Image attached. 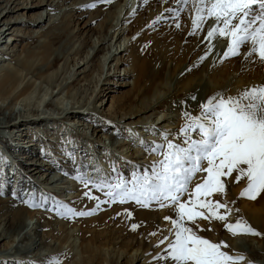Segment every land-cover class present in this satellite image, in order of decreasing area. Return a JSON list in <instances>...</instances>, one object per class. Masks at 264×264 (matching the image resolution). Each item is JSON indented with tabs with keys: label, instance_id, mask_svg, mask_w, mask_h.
<instances>
[{
	"label": "rangeland",
	"instance_id": "1",
	"mask_svg": "<svg viewBox=\"0 0 264 264\" xmlns=\"http://www.w3.org/2000/svg\"><path fill=\"white\" fill-rule=\"evenodd\" d=\"M50 1L40 2V6L43 7L40 8L41 12L47 19L35 26L32 25L30 19L31 14L36 11L34 6L38 5L39 0H15V3H11V8L14 7L11 14H6V10L1 9L5 2H0V26L10 27L2 38L0 37V68L14 65L18 61L17 58L21 56V50L26 46L36 47L49 35L50 37L61 35L60 41L56 45L53 44L54 47L59 46L53 51V54L61 59L58 62V75L53 79L52 85L35 78L36 87L30 96L29 105H34L39 109L38 115L34 116L39 117L43 115L44 111L48 119L40 124V118L35 119L29 113L24 126L19 128L15 127V124L0 126V197H9V200L14 202L6 205L1 204L0 226H3L4 215L16 207L18 202H22L26 203V208L30 211V214L24 217L28 229L31 224L36 223L35 225L39 226L37 228L39 234H45L44 237L51 244L56 243L58 237L67 233L68 236L62 242V249L44 256H36L34 250L25 253L13 251L9 248H13L17 243V236H11L14 241L9 237L8 243L10 244L8 245H5L7 238L3 237L0 239V264H51L55 260L67 262V264H73V261L81 264H173L171 261L155 259L157 256L165 255L166 243L162 244L164 247L161 250L156 251L152 246H149L147 231L152 223L145 213V217L140 218L135 212L130 211L132 215L131 218H128L124 215L125 211L108 213L107 207L113 204H101L98 210H101L102 214L97 210L98 216L96 213L88 215V217H95V225H97L95 231H91L88 236L100 246L92 252L91 256L87 252L81 253L79 249L75 248L78 243L77 229L74 226L75 216L67 210L90 211L96 205V201L89 203L87 200L77 197V190L84 184L82 179L94 181L95 178H100V181L107 180L109 184H115L121 179L130 182L134 176L145 172L138 171L133 167L135 163L142 161V154L137 153L138 148L164 143L165 132L169 134V140L176 143L182 142L176 140L174 135L172 136L178 129L173 128L171 131H167L160 125H155V121L162 118L164 110H156L150 115L141 113L138 115L139 117L124 120L123 110L119 108L115 112L113 101L118 98L123 100L132 87L133 74L128 57L132 50L129 41L133 34L126 33V29L129 25L131 26V23H134V19L139 17V14H141V21L145 22L144 14L151 6H155L156 10L163 7V10L159 12L163 18L155 21L151 28L144 27L143 30L150 29L157 36L161 34L159 29H162V33L164 30H169L165 33L168 34V38L166 39L165 35H162V39L157 45L152 46V51L155 48L163 52L168 46L172 49L175 48L176 44L172 39L179 35L178 38L181 40L179 49H176L173 56L171 54L168 59L163 58V60L166 63L171 61L177 69L192 64L196 60L201 61V53L204 51L203 48L200 49L202 45H197L198 42L192 43L195 34L181 35L179 28L172 31L174 26L181 24L186 13L185 10L190 6L192 0H188L187 3H178L177 0H146L143 9L136 8V1L140 0H123L120 5H117V1L122 0H115L111 4L103 3L104 0H52L48 5ZM21 3L27 7H21ZM92 4H95V7H87ZM126 4L130 7L127 13L123 14ZM15 17L17 20L14 21ZM7 19L11 20L9 25H5L4 20L7 21ZM105 23H109L110 27H107L109 35L103 45L105 48L110 47L111 51L115 47L122 49L121 53L116 54L113 58L107 49L105 50L106 54L100 50L96 51L98 32ZM212 23V21L206 23L208 28ZM113 33L121 34L117 41H115V35L112 37ZM212 41L211 45L215 47L212 48L211 54L207 56V59L202 60L205 61V64L202 63L197 67L199 74L203 77L202 83L198 89L194 88L195 90L189 92L186 98L188 104L195 105L191 114L193 116L200 114V105L205 102L206 92L212 96L218 94L225 97L237 96L246 88L264 85V62H261L255 55L245 59V53L248 51L247 45L241 48L240 55L223 60L222 52L226 50L227 41L218 38H213ZM127 45H129L128 48ZM61 48H63L62 51ZM209 48L205 53H208ZM199 50L202 52L199 53ZM75 51L79 52L76 54ZM161 60L162 58H153L152 68H156ZM62 62L66 63L65 66L64 64L62 66L64 68L61 67ZM39 68L43 69V67ZM54 75L55 72L51 74V76ZM165 75L167 83L172 84L175 79L172 73L166 71ZM176 83L177 81L174 84L176 85ZM38 87L41 88L38 90ZM96 91H100L101 96L94 98ZM150 92L161 98L167 92V85L164 88H152ZM132 97L135 98V96ZM192 97H196V99H192ZM43 98L45 101L50 100L46 107H43ZM135 99L133 105H141L142 98ZM153 99L151 98V100ZM122 102H125L122 103L123 106L130 103L128 100ZM172 102L174 101L172 100ZM13 106L15 109L21 108L23 103L18 101ZM166 107L164 105V108ZM75 110L79 112L71 113ZM138 118L143 123H137L136 119ZM173 121V126L179 124V121ZM108 135L113 138H108ZM192 135L194 138H198L194 133ZM161 158L159 157L158 160ZM28 168L32 169L31 172H28ZM150 171L151 167L148 166L146 172L150 173ZM28 173L32 176L26 177L25 175ZM55 174L63 177L50 183L48 178ZM203 175L205 174L203 173ZM234 184V182L231 185L228 184L229 193L232 194V188L237 191L233 197L235 203H231L229 206L232 212L228 216L227 222L235 223L242 219L260 235L234 236L233 241L236 248L239 247V250L241 249L243 252L234 253L228 248L222 250L233 256L243 255L247 261L252 262L250 264H264V210L257 208L259 202L255 203L254 200L240 197V192L246 187V181H241L235 186ZM104 198L108 199L107 196L102 197V199ZM223 199L226 200L227 197L224 196ZM30 203L39 204L40 207H30ZM129 203L133 204L134 202ZM131 204L128 205L132 206ZM136 207L138 206L136 205ZM118 213L120 214L118 215ZM48 218L53 223L50 224L51 221ZM64 219L67 220V223L64 224L65 230L58 232V236L52 237L45 233L47 230H59V225L61 222V224L64 223ZM204 222H206L207 228H202L203 224H199V226L206 230V233L199 232V234L214 242L211 231L208 230V221ZM133 223H142L143 226L133 231L131 228ZM116 227L122 231L126 238L144 240L141 247L131 243L124 246L112 244L110 241L103 245L106 229ZM219 231L220 242L223 241L229 246L232 243L229 240L230 236L233 235L227 234L224 226L220 227ZM39 236L33 234V229H30V235L26 238L35 240V237L38 239ZM108 237L110 240V236ZM135 250L137 253L140 250H145L147 255L144 259L140 258L141 252L139 258L131 261ZM88 256L89 258H87ZM245 262L242 261L241 264H245Z\"/></svg>",
	"mask_w": 264,
	"mask_h": 264
},
{
	"label": "snow or ice",
	"instance_id": "2",
	"mask_svg": "<svg viewBox=\"0 0 264 264\" xmlns=\"http://www.w3.org/2000/svg\"><path fill=\"white\" fill-rule=\"evenodd\" d=\"M180 2L187 3L188 0ZM87 7H95V4ZM193 8L195 17L190 34L194 35L198 28L203 30L205 23L212 21L206 39L219 37L227 41L226 50L222 52L224 59L240 55L241 48L247 45L245 59L255 55L264 62V0H194ZM213 47L210 46L201 60L207 59ZM200 108L197 116L188 112L183 114L186 124L180 129L181 143L169 140L166 133L164 143L154 144L148 150L150 154L162 157L153 162L150 174L144 172L130 182L121 179L108 184L105 192L108 199L104 201L91 192L85 193L88 199L96 201L90 211H67L73 216L93 215L101 203L129 202L139 208H171L176 218L164 217L172 228L167 230L170 236L162 235L155 245L159 247L166 243L165 255L155 257L157 261L241 264L245 257L222 250L228 247L225 242H212L199 234L204 230L199 221H208L209 231L213 230V221H221L233 236L260 235L242 219L228 223L232 209L226 201L211 197L226 196L229 181L236 184L246 181V187L240 192L241 198L255 200L264 193V85L246 88L237 96L214 95ZM200 173L205 175L198 177ZM82 182L86 187L105 189V185L95 181L82 179ZM29 206L40 207L36 203ZM124 215L131 218L132 213L126 210ZM142 226V223H133L131 228L135 231Z\"/></svg>",
	"mask_w": 264,
	"mask_h": 264
},
{
	"label": "bare ground",
	"instance_id": "3",
	"mask_svg": "<svg viewBox=\"0 0 264 264\" xmlns=\"http://www.w3.org/2000/svg\"><path fill=\"white\" fill-rule=\"evenodd\" d=\"M10 1L11 0H0L1 3L5 2V5L1 9H5L6 14L7 13L11 14L14 8V7L11 8V3H13L15 0H13L12 2ZM42 1L43 0H39L38 5L34 6V9H36V11L31 14L30 20L32 21V25L34 26L37 24L40 25L39 23H41V21H43L44 19L45 20L47 19L46 16L42 14L41 9H40L42 7L40 6L41 5L40 2ZM51 1L49 2L48 5L51 4ZM114 1L115 0H104L103 3L111 4ZM144 1L146 0L136 1V8L143 9L144 4L146 3ZM177 2L179 3L180 1L177 0ZM22 3H21V7L23 8L24 6L27 7V5H22ZM122 3H123V0L120 2L117 1V5H120ZM193 3H194V0H192L190 6L185 10L186 13L184 15V18L181 21V24H179L180 25L179 33H181V35L183 34L188 35L193 30L192 20L195 17V10L193 8ZM129 7L130 5L126 4L123 14L127 13ZM25 10H27V8H25ZM160 10H163V7L157 10L155 9V6H151L150 8H148L144 14L145 18L143 17V19H145V22L141 21L142 18L139 12L138 13L139 17L135 18L134 23H131V26L129 25L127 27L126 33L129 32L133 34L129 41V45L130 47H132V50L130 51V54L128 57L130 69L133 74V79H132L131 91L129 93H126L127 95L124 96L123 100H128L130 103L127 106H123L122 103H125V102H122L123 101L121 100L122 98L115 99L113 102L116 108L115 112H117L119 108L123 110L124 120H131L135 117H139L138 115H140L141 113H148L150 115L151 113H154L156 110H159V109L164 110L165 112L162 114V118L160 120H156L155 125H160V127L165 128L167 131L169 130L171 131V129L173 128L178 129V131L176 133H173L172 136L174 135L176 140L181 142L183 139V135L180 132V129L186 124V118L184 117L183 114L185 112L192 114V112L194 111V106H195V105L188 104L186 102V98H187L188 93L191 92L194 88L198 89L200 87L203 77L202 75L199 74L197 67H199V65H201L202 63L205 64V61L203 62L202 60L201 61L196 60L192 64H187V66L186 65L182 66V68H179V69H177L171 61L166 63V61H164L163 58L168 59V56H171V54L173 56L176 52V49H179V43L181 42L180 38H178L180 37L179 35L178 37L172 39L173 43L176 44L175 48L172 49L170 46H168L167 49H165V51L163 52H160L159 50L155 48L152 51V46L154 45L155 47V45H157V43L162 39V35H165L166 39L168 38V34H165V33H167L169 30H164L162 33V29H159L160 30L159 33L161 34L157 36L155 33H152L153 32L152 30L148 29L145 31L143 30V28L144 27L151 28L152 24L155 21L163 18V16H161L162 14H159ZM15 20H17L16 17L14 18V21ZM4 21H5V25L6 24L9 25L8 23L11 20L7 19V21L6 20ZM108 26L110 27L109 23H105L100 29V31L98 32V37H97L98 46L96 47V51L100 50V51H103V53H105V50L107 49V51L110 52L109 54L113 58L115 57L116 54L118 55V53H121L122 49L120 47L118 48L115 47L114 50L111 51L110 47L105 48V46L103 45V43L106 41L107 36L109 35L108 28H107ZM9 28L10 27L6 28L4 26H0V37L1 38ZM120 29L122 30L121 27ZM208 29L209 28L207 24L205 23V25L203 26V30L199 28L196 30L195 35L192 40V43L198 42L197 45L199 46L202 45L200 49L203 48L204 52L201 53L202 51L199 50V53H201L202 55L201 57H204L207 54L205 52L207 51L208 47H210L211 43L213 42L212 39L211 40L206 39ZM174 30H177V27L174 26V28H172V31ZM120 33L119 34L117 33V35L114 33L112 34V37L113 35L116 36L115 41H117V39H119V37L121 36L122 33L121 34ZM60 37L61 35H54L52 37H50L49 35L43 41L39 42L36 47L35 46L31 47L30 45L26 46L25 48H23V50H21L22 51L21 56L17 58L18 61L14 65H11V66L9 65L5 68H0V101H1L0 102V126L15 124V127L19 128L21 126L26 125V121L28 119L27 116L29 115V113H31L33 117H35L34 115H38L39 109L35 107L34 105L33 106L29 105L30 96L36 87V85L34 84L35 78L49 85L53 84L54 82L53 79H55V77L58 75L57 74L58 62H60L61 60L58 58L57 55L53 54V51L59 48L58 45L57 47H54L53 44L56 45L60 41ZM217 38L223 39L219 37ZM129 45H127V48L129 47ZM62 49L63 48H61V51ZM75 52L77 54L79 51H75ZM155 57L162 58V60L160 61L161 63L156 68H152L151 61ZM63 64L64 63L62 62L61 67L63 66ZM39 67H43V69H40ZM166 71H168L169 73H172V76L175 77L174 81L172 80L173 81L172 84L167 83L166 75H165ZM179 71L180 73H178ZM53 72H55V75L51 76ZM176 81L177 83L175 85L174 83ZM165 85H167V92H165L161 98H159V96H155L153 93L150 92L152 88L153 89L164 88ZM40 88L41 87H38V90ZM100 96H101V92L96 91L94 98L100 97ZM132 96H135V98L137 99L138 97H141L142 98L141 105H136V106L135 104L133 105L136 99L133 98ZM210 97H212V95L207 94L206 92L204 95L205 101ZM151 98H154V99L151 100ZM171 98L174 102H172ZM18 101H21L23 103V106H21V108L19 107L15 109L13 104H15ZM49 103H50V100L45 101V99L43 98V107H46L47 104ZM164 105H166L167 107L164 108ZM77 112L79 111L75 110V111H72L71 113L77 114ZM42 114L43 115H40L39 117L37 116L35 117V119L40 118L39 119L40 124L44 123L46 119H48V116H46L44 111L42 112ZM173 120L179 121V124L177 126H173L174 125ZM136 122L139 124L143 123L142 120H139V118L136 119ZM166 133L167 132H165L164 135ZM108 138H113V137L108 135ZM161 140L163 141V138ZM150 149H151V146H147L146 148L143 147L141 149L138 148L137 153L140 152L142 154L141 156L142 161L140 163H135L133 166L134 169L138 171L146 172L148 166L151 167L154 161H158L159 157L161 156L158 154H150V152L148 151ZM34 168H37V167H34ZM28 169H29L28 172H31L32 169L31 168H28ZM127 174L129 176H132V174L130 173H127ZM25 176L31 177L32 175L28 173ZM199 176H203V173L198 174V177ZM62 177L63 176L61 175L57 176L55 174L49 177L48 180L51 183L53 181H57L58 179H61ZM99 179L100 178H95L94 181L105 185L104 191L107 190L106 186L109 184L108 183L109 181L107 180L100 181ZM228 184L231 185L233 184V182L229 181ZM235 185L237 184L235 183L234 186ZM104 191H100L96 189L95 187H92L91 185L86 187L83 184L81 188L77 190V197H80L81 200H87L89 203L91 201H93L94 203L95 200H90L85 195V193L91 192L92 195H95L97 197L99 196L98 198H100L101 201H104V200H107L106 198L102 199V197L106 196L104 194ZM236 191L237 190H235V188H232V194L229 193L228 185H227V195L225 196L227 197L226 200L223 199L224 196L220 197L218 195H214L213 197H211V199L226 201L228 205L231 206V203L234 201L233 197L236 194ZM254 202L255 203L259 202V205L257 208L264 210V193H261L257 197V199L254 200ZM12 203L14 202L9 200V197L7 198L0 197V206L1 204L6 205V204H12ZM101 204L103 205L104 203H101ZM117 204L118 206H116ZM117 204L108 206L107 212L114 214L119 211H126V210L133 211L137 214V217H140V218L145 217L144 213L146 214V216L148 215L149 220L152 223L150 229L147 231V236L149 238L148 239L149 246H152L153 249H155V251L161 250L164 247V245H160L159 247H155V245L158 244L159 240L162 238V235L170 236V233L167 230L172 228V225L169 221H166L164 217L169 216L173 219L176 218V214L171 208L157 209L154 206L153 208L148 209V208L136 207L135 203H133L134 206L131 203H125V204L117 203ZM128 204H131L132 206ZM26 206H27L26 203L18 202V205H16V207H14L12 210H10V212L4 215V218L2 220L3 226H0V239L3 237H6L7 241L5 242V245H8L10 244L8 243V240L9 239L13 240L11 236L16 235L17 243L14 245L13 248L11 247L9 249L11 250L13 249V251H17L20 253L21 252L25 253V252L34 250V253L36 256L37 255L38 256L50 255L51 253L56 252L57 250H60L62 242L66 240V236H68V233L60 238L56 237L57 242L51 244L50 242L47 241V238L44 237L45 234L43 233L39 234V231L37 230L39 226H36L35 225L36 223L31 224L30 228L28 229V226L25 224L24 217L26 215H29L30 211L27 210ZM98 211H100V214H102L101 210H98ZM220 211L223 212V210H220ZM0 212H1V209H0ZM96 216H98L97 213H96ZM94 218L95 217H88V215L74 217V220H75L74 226L77 229L76 234L78 235V243L77 245L75 244L77 246L75 248L79 249L81 253L87 252L91 256H92V252L96 251L100 247L96 242L92 240V238H89L88 236V234L91 231L93 232L95 231V228H97V225H95ZM97 218L99 219V217ZM48 220L51 221L50 218H48ZM51 223L53 222L51 221L50 224ZM61 223L59 225L60 227L59 230H56V231L47 230L45 231V233L50 234L52 237L55 235L58 236V232L60 233L63 230H65L64 224L67 223V220L64 219V223L63 224ZM199 224H203L204 227L202 228L204 229L207 228L206 222L199 221ZM222 226L225 227V222H221V221L212 222L211 228L213 230H211V235H212L214 242H217V243L220 242L218 238V234L221 231V230L219 231V228ZM43 228H44V223H43ZM30 229H33V234L38 235V236L40 235L38 239H36V237H35V240H31L32 238H30V240L29 238H26L27 236L30 235ZM152 232H156L157 234L155 236L150 235V233ZM200 233H206V230L200 231ZM226 233L229 234L227 230H226ZM48 234L47 236H49ZM108 236H110V240ZM233 237L234 236H230L229 240L232 241V243L227 248L234 253L243 252L241 249L239 250L238 246H237L238 248H236L234 241H233L234 239ZM109 241L112 244H121L124 246V245H129L131 243L133 245H138L139 247H141V244H143L144 240H138L137 238H130V239L126 238L124 237V234L122 233V231L118 230L116 227V228L106 229L105 242L103 245L109 243ZM11 250H8V251L10 252ZM141 252H142V256L140 258L144 259L145 255H147L146 254L147 252L145 250H140V252L137 253V250H135V255H133L130 260L132 261L133 259L139 258ZM87 258H89V256ZM243 261L245 262L247 261V259H244ZM89 263H90V259H89ZM250 263L252 262L251 261L245 262V264H250ZM51 264H67V262H58V260H55L51 262ZM73 264H81V263L77 261H73Z\"/></svg>",
	"mask_w": 264,
	"mask_h": 264
}]
</instances>
